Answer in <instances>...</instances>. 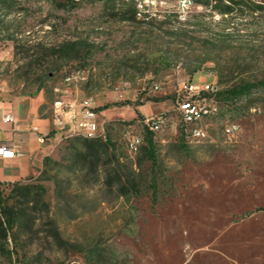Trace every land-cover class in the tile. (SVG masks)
Instances as JSON below:
<instances>
[{
	"label": "rangeland",
	"instance_id": "obj_1",
	"mask_svg": "<svg viewBox=\"0 0 264 264\" xmlns=\"http://www.w3.org/2000/svg\"><path fill=\"white\" fill-rule=\"evenodd\" d=\"M153 1L166 4L137 7ZM193 1L181 22L178 0H0V132L13 138L7 112L54 123L57 100L109 105L97 166L83 159L84 137L63 133L44 145L53 162L18 181L34 194L11 200L25 220L0 264H264V86L219 100L201 142L182 135L177 105L192 83L264 82V0ZM232 1L245 8L221 14ZM160 116L153 166L128 138ZM95 249L104 258L88 263Z\"/></svg>",
	"mask_w": 264,
	"mask_h": 264
},
{
	"label": "built area",
	"instance_id": "obj_2",
	"mask_svg": "<svg viewBox=\"0 0 264 264\" xmlns=\"http://www.w3.org/2000/svg\"><path fill=\"white\" fill-rule=\"evenodd\" d=\"M138 9L145 11L148 7L163 6L166 3H147L137 2ZM195 6V1L177 2V13L179 20L185 22L191 9ZM74 77H69L67 81H71ZM158 87H156V90ZM219 89L216 85L206 83H192L180 90L179 97L177 99L178 111L181 115L182 129L185 132V136L197 142L207 140L210 135L208 127L203 124L204 119L208 118V113H215V116L219 114V99L217 93ZM54 110L57 114V120L60 124H63L60 117L64 119L65 125L61 126V131L66 136H73V131H86V138L89 136H97V138H105V128L99 121V115L95 111V108L88 102L84 101L80 104L67 103L65 101L57 100L54 103ZM5 124H10L15 128V118L13 114H5L2 118ZM145 126L150 131L154 132V128H161L164 124V118L160 117H148L145 119ZM37 133L38 143L43 145L47 142L46 136L41 134L38 127L31 129ZM237 127L235 125H228L226 132L229 134H235ZM129 151L131 154L136 155L139 153L141 147L144 144V136L142 134H130L129 138ZM18 156V151L15 148L2 144L0 145V158L1 159H13Z\"/></svg>",
	"mask_w": 264,
	"mask_h": 264
},
{
	"label": "trees",
	"instance_id": "obj_3",
	"mask_svg": "<svg viewBox=\"0 0 264 264\" xmlns=\"http://www.w3.org/2000/svg\"><path fill=\"white\" fill-rule=\"evenodd\" d=\"M219 2H222L219 0ZM198 4L208 5V0H198ZM236 7H243L242 1H232L231 5H225L223 9L220 10L221 14L229 15L232 14ZM249 8V7H248ZM262 8V7H259ZM264 86V82L257 83H240L238 85H234L230 88H227L223 91H219L217 93V97L219 100L225 99L229 101L231 104H234L238 99L242 97H246L252 94V92ZM124 104H129V102H125ZM109 108V105L101 108L95 109L98 113L99 111L106 110ZM56 132L53 130L48 135H46V139H50L54 137ZM144 136V144L145 150L148 154L150 161L153 163V166L157 165V145L155 142V133L150 131L147 127H144L143 131ZM182 135L185 136V132L182 129ZM84 139V138H83ZM85 144L87 145V149L83 155V159L85 163L88 165L97 166L98 160L101 157L102 150L108 149L107 141L103 138L96 139H84ZM52 159L49 156H46L43 159L44 167H48L52 163ZM155 187V186H154ZM34 194L30 187H22L19 182L13 183V188L9 195H5L3 192H0V252H2L3 256L8 257L9 259L15 255L18 251V238L15 232L17 224L21 222L23 219L25 220V210L21 208L16 202L11 203V200H15L19 198L20 195L26 197L29 200V196ZM38 197H41V193H36ZM156 196V192H154ZM29 202V201H27ZM264 210V209H262ZM9 241L12 242V249L8 248ZM104 251H100L99 249L91 250L90 253L87 254V262L91 263L93 261H102L104 258Z\"/></svg>",
	"mask_w": 264,
	"mask_h": 264
},
{
	"label": "crops",
	"instance_id": "obj_4",
	"mask_svg": "<svg viewBox=\"0 0 264 264\" xmlns=\"http://www.w3.org/2000/svg\"><path fill=\"white\" fill-rule=\"evenodd\" d=\"M16 105L17 109L22 106L19 103ZM0 106L2 110L7 111V105L0 102ZM8 113L10 112L5 114ZM24 113L25 115H23ZM24 113L19 112V110L18 114L11 112L16 122L15 128L12 130V139H9L7 134H3V129L0 132V136L2 134L7 136L8 142L3 144L9 145L18 151V156L13 159L0 158V182L14 183L22 180V178L30 174L34 167H39L43 159L49 154L50 149L44 146L47 142L43 145L38 143V134L31 130L33 127H38L41 134L45 136L51 131L57 130V132L55 131V136L47 139V141L56 139L60 134H63V132H60L61 127H58V120H54V123H51L47 119L37 117L34 113H29L27 108L24 110ZM4 115H2V118ZM35 142L38 144L37 146H35Z\"/></svg>",
	"mask_w": 264,
	"mask_h": 264
},
{
	"label": "bare ground",
	"instance_id": "obj_5",
	"mask_svg": "<svg viewBox=\"0 0 264 264\" xmlns=\"http://www.w3.org/2000/svg\"><path fill=\"white\" fill-rule=\"evenodd\" d=\"M187 1H193V0H178V2H187ZM153 3H155V1H153ZM159 129L161 128H154V131L159 130ZM73 134L86 138V131H73ZM96 138L97 136H89V139H96Z\"/></svg>",
	"mask_w": 264,
	"mask_h": 264
}]
</instances>
